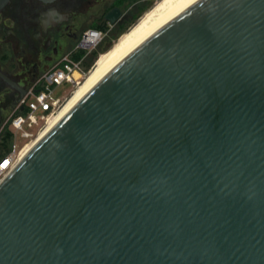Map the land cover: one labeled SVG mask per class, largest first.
<instances>
[{
    "label": "water",
    "instance_id": "1",
    "mask_svg": "<svg viewBox=\"0 0 264 264\" xmlns=\"http://www.w3.org/2000/svg\"><path fill=\"white\" fill-rule=\"evenodd\" d=\"M0 264H264V0L127 35L0 180Z\"/></svg>",
    "mask_w": 264,
    "mask_h": 264
},
{
    "label": "flooded vegetation",
    "instance_id": "2",
    "mask_svg": "<svg viewBox=\"0 0 264 264\" xmlns=\"http://www.w3.org/2000/svg\"><path fill=\"white\" fill-rule=\"evenodd\" d=\"M151 0H0V136L5 112L79 44L89 29L114 34L130 11ZM106 35V36H107Z\"/></svg>",
    "mask_w": 264,
    "mask_h": 264
},
{
    "label": "built area",
    "instance_id": "3",
    "mask_svg": "<svg viewBox=\"0 0 264 264\" xmlns=\"http://www.w3.org/2000/svg\"><path fill=\"white\" fill-rule=\"evenodd\" d=\"M108 31L100 29L87 30L70 52L41 75L27 88L24 96L4 120L1 131L6 128L13 132L14 144L11 150L0 155V180L21 157L18 141L36 138L44 130L51 116L56 115L77 85L95 65L99 52L88 66L86 61L106 37ZM44 81L41 87L39 82ZM16 141V144H15Z\"/></svg>",
    "mask_w": 264,
    "mask_h": 264
},
{
    "label": "bare ground",
    "instance_id": "4",
    "mask_svg": "<svg viewBox=\"0 0 264 264\" xmlns=\"http://www.w3.org/2000/svg\"><path fill=\"white\" fill-rule=\"evenodd\" d=\"M165 0H159L153 7H151L150 9H148L143 15L142 17L135 23L133 24L126 32H124L116 41L115 43L105 52L101 53L99 55V57L97 58V61L95 63V65L92 67V69L89 71V73L84 77V79L82 81H80V83L77 85V87L75 88V90L72 92V94L69 96V98L66 100L65 104L63 105V107L61 108V110L65 107V105L72 99V97L78 92V90L83 86V84L89 79V77L94 73V71L99 67V65L108 57V55L120 44V42L127 36L129 35L156 7H158L162 2H164ZM60 110V111H61ZM59 111V112H60ZM59 112L54 115L51 116L46 124V127L44 128V130L49 126V124L54 120V118L59 114ZM42 130L39 135L30 140L29 142H27L25 145H23V148L21 149V156L28 150V148L37 140V138L43 133Z\"/></svg>",
    "mask_w": 264,
    "mask_h": 264
},
{
    "label": "rangeland",
    "instance_id": "5",
    "mask_svg": "<svg viewBox=\"0 0 264 264\" xmlns=\"http://www.w3.org/2000/svg\"><path fill=\"white\" fill-rule=\"evenodd\" d=\"M159 0H151V2H150V4L147 6V7H145L144 9H141V10H138V11H130L129 12V16H128V18L124 21L125 23L123 24V28L117 33V36L115 37V39H114V43H115V41L124 33V32H126L133 24H135L141 17H142V15L148 10V9H150L151 7H153L157 2H158ZM113 43V44H114ZM112 44V45H113ZM111 45V46H112ZM44 81H40L39 82V87H41L42 86V84H44L43 83ZM14 108V106L13 107H10V108H8V110L5 112V114L7 115L8 113H10L11 112V110ZM32 139H34V138H32ZM26 140H24V141H18V145H17V148H21L22 146H23V144H24V142H25ZM30 140H27V142H29ZM13 144H14V140H13ZM15 144H16V141H15ZM12 145V141H11V139L10 140H7V139H4V138H1L0 137V154L1 153H3V152H5V151H7L8 150V148L10 147ZM13 146V145H12Z\"/></svg>",
    "mask_w": 264,
    "mask_h": 264
},
{
    "label": "trees",
    "instance_id": "6",
    "mask_svg": "<svg viewBox=\"0 0 264 264\" xmlns=\"http://www.w3.org/2000/svg\"><path fill=\"white\" fill-rule=\"evenodd\" d=\"M125 22H126V21H125ZM125 22L122 21V22L119 24L118 28L116 29L115 33H114V34H111V35H107V36L104 38V40L102 41V43L99 45L98 49L92 52V54L89 56L88 60L86 61V64H87L88 66L92 63L93 59L95 58V56H97V54H98L99 52H105L106 50H108V49L111 47V45L114 43V39H115V37L117 36V33L123 28L122 26H123V24H124ZM0 137H1V138H4V139H7V140H10V139H11V141H12V145H13L14 136H13V132H12L10 129L6 128V129L1 133V136H0ZM12 145L8 148L7 151L1 153L0 155H2V154H4V153L8 152L9 150H11L12 147H13Z\"/></svg>",
    "mask_w": 264,
    "mask_h": 264
}]
</instances>
